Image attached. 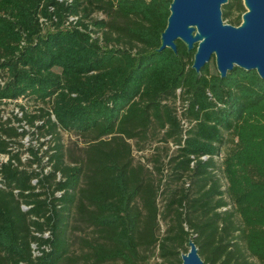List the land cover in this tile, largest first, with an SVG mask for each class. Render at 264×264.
Here are the masks:
<instances>
[{
    "label": "trees",
    "instance_id": "obj_1",
    "mask_svg": "<svg viewBox=\"0 0 264 264\" xmlns=\"http://www.w3.org/2000/svg\"><path fill=\"white\" fill-rule=\"evenodd\" d=\"M171 2L0 0V102L49 103L36 127L56 139L22 162L24 130L0 125V264H182L190 239L204 264H264V78L160 49ZM58 128L89 137L83 160ZM72 214L93 228L75 249Z\"/></svg>",
    "mask_w": 264,
    "mask_h": 264
},
{
    "label": "water",
    "instance_id": "obj_2",
    "mask_svg": "<svg viewBox=\"0 0 264 264\" xmlns=\"http://www.w3.org/2000/svg\"><path fill=\"white\" fill-rule=\"evenodd\" d=\"M228 0H172L159 48L176 50V40L188 49L196 46L192 66L196 71L214 56L220 76L234 65L256 69L264 78V0H243L246 11L238 25L224 22L221 6ZM182 264H204L190 239Z\"/></svg>",
    "mask_w": 264,
    "mask_h": 264
},
{
    "label": "rangeland",
    "instance_id": "obj_3",
    "mask_svg": "<svg viewBox=\"0 0 264 264\" xmlns=\"http://www.w3.org/2000/svg\"><path fill=\"white\" fill-rule=\"evenodd\" d=\"M231 1V0H228ZM224 5V4H223ZM222 5V6H223ZM42 19V18H40ZM71 17H68V20L65 22L68 24V21ZM223 21L226 19L223 18ZM43 21V20H42ZM43 31L48 28V24L42 22ZM210 63V69H216L215 63H212L211 59L208 61ZM177 113L181 110V104L179 101L175 102ZM49 110V103L46 102H27L22 98L17 99H7L0 102V125H11L16 126L20 131L24 130V133L20 136H11V146L10 148L15 149V151L21 152V161L26 162V159L32 158L30 151L27 150L28 147H33L38 151V155L41 156L43 150L48 149L50 146L52 147L55 144V138L52 133L46 131V126L38 129L36 124L43 123L44 117L36 116L42 110ZM51 118L54 116L51 114ZM184 125H186V121L182 119ZM59 140L63 146V152L65 154V161L67 163H72L71 161H80L84 159V148L87 146L89 137L84 135L77 134L73 131L65 130L62 128H58ZM91 141H93L91 139ZM132 144V155L137 159H141L142 155L147 157L151 150L138 151L135 149V145H133V140L129 139ZM52 152V151H50ZM223 155V154H222ZM46 157L43 158V161H46ZM36 167V164L32 166ZM48 167L46 168V170ZM59 178V175H57ZM163 230V224H161V231ZM69 242L71 249H75L78 247L81 242V238L86 236L89 233H93L92 227H86L84 224L78 222L76 219V215L72 214L70 221V230H69ZM187 246V245H186ZM188 249V246H187Z\"/></svg>",
    "mask_w": 264,
    "mask_h": 264
},
{
    "label": "built area",
    "instance_id": "obj_4",
    "mask_svg": "<svg viewBox=\"0 0 264 264\" xmlns=\"http://www.w3.org/2000/svg\"><path fill=\"white\" fill-rule=\"evenodd\" d=\"M71 18H74L75 16H70ZM17 99V98H16ZM20 99V98H19ZM9 160V155L8 154H4V153H0V171L2 168V164L7 162ZM14 161V160H13ZM46 170V169H45ZM1 173V172H0Z\"/></svg>",
    "mask_w": 264,
    "mask_h": 264
}]
</instances>
